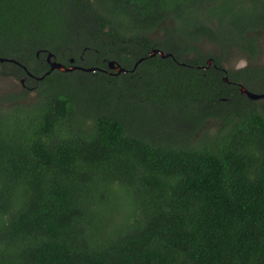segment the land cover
<instances>
[{
	"label": "trees",
	"instance_id": "trees-1",
	"mask_svg": "<svg viewBox=\"0 0 264 264\" xmlns=\"http://www.w3.org/2000/svg\"><path fill=\"white\" fill-rule=\"evenodd\" d=\"M263 31L264 0H0V57L107 70L0 107V264H264V98L238 87L264 93ZM205 41L248 64L223 71Z\"/></svg>",
	"mask_w": 264,
	"mask_h": 264
},
{
	"label": "rangeland",
	"instance_id": "rangeland-1",
	"mask_svg": "<svg viewBox=\"0 0 264 264\" xmlns=\"http://www.w3.org/2000/svg\"><path fill=\"white\" fill-rule=\"evenodd\" d=\"M153 36L160 37L161 33L160 31H157L152 34ZM258 38V46H259V54L257 57H255L252 60V63L259 67H264V31L257 34ZM200 49L206 50L208 52L212 53H218L221 54L224 58L223 62L225 67L229 70H236L239 68L244 67L248 64V59L245 56V54L240 53L237 49H230L228 51H225L222 53L221 49L212 43L209 42H202L199 44ZM19 80H14L10 77H3L0 76V107H4L7 110H12L16 104H18V101L16 100H8L7 98H10L13 94L18 92L19 89ZM257 91H264V84L259 83L256 86L253 87ZM20 103L24 102L22 100H19ZM30 101L28 100V103ZM262 111H264L263 107H260ZM14 111V110H12ZM11 111V112H12ZM151 114L159 115L161 113L155 112L154 109L149 110ZM148 122H145L144 124H147ZM218 127V123L215 121H210L208 124H206L205 129H214Z\"/></svg>",
	"mask_w": 264,
	"mask_h": 264
},
{
	"label": "water",
	"instance_id": "water-1",
	"mask_svg": "<svg viewBox=\"0 0 264 264\" xmlns=\"http://www.w3.org/2000/svg\"><path fill=\"white\" fill-rule=\"evenodd\" d=\"M157 54H159L162 58L168 57V56H172V54H164V52H162L159 49H154L152 51L149 52L148 57H154ZM47 60L50 64V69L46 72V74L42 75L41 77H39V80H42L45 75H49L52 71L54 70H59L61 72H72L74 70H82L85 72H95L96 70H102V71H107L105 69H101L100 67H90V68H86V67H82L80 65H75L74 64V58L70 59V65H65L59 61L56 60V56L52 53L49 52L48 56H47ZM4 61H12V62H16L14 59H10V58H4V57H0V62H4ZM142 61V59H139L136 64L134 65V67L130 70V71H134L137 67V65ZM17 63V62H16ZM212 64V58H209L207 60V65L204 66L205 68L209 67ZM108 65V69L112 70L111 74L114 75H120L121 73H125L128 72V70H126V68L121 67L119 64H117V62L115 60H110L107 63ZM201 68V67H199ZM224 81L228 82V76H224L223 78ZM239 90L246 94L250 99L252 100H257V99H262L264 98V93H254L249 91L243 84L239 83L238 84Z\"/></svg>",
	"mask_w": 264,
	"mask_h": 264
},
{
	"label": "flooded vegetation",
	"instance_id": "flooded-vegetation-1",
	"mask_svg": "<svg viewBox=\"0 0 264 264\" xmlns=\"http://www.w3.org/2000/svg\"><path fill=\"white\" fill-rule=\"evenodd\" d=\"M49 52L50 51H48L47 49H38V50H36V57L37 58H39L42 55L41 64L44 61H46L49 64V62L47 60V56H48ZM191 56H193V55H191ZM6 62H11L13 64H17V65L21 66V68H22V70L24 72V75H22L19 78H17L14 75H2V74H0V76L10 77V78H13L14 80L18 79L19 80V86H18L19 89H18L17 93H19V94L22 93L24 95L23 97H20L18 99V101L22 100V101H24V102H22L24 104H29L30 103V104L35 105L38 102L37 99H38V96H39L38 84L43 80V79L39 80L38 78L41 77L43 74L40 75V76L34 75L31 71H29V69L25 65H23L21 63H18V61H16L17 63L16 62H12V61H6ZM48 67L50 69V64L48 65ZM222 67H223L222 68L223 71L224 70H226V71L229 70V69H227L225 67L224 63H222ZM0 69H1V65H0ZM48 70H46L44 72V74ZM28 100L30 101L29 103H28Z\"/></svg>",
	"mask_w": 264,
	"mask_h": 264
}]
</instances>
